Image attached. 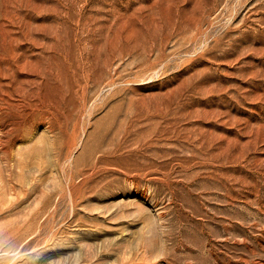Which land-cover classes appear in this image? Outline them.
<instances>
[{
  "label": "rangeland",
  "instance_id": "obj_1",
  "mask_svg": "<svg viewBox=\"0 0 264 264\" xmlns=\"http://www.w3.org/2000/svg\"><path fill=\"white\" fill-rule=\"evenodd\" d=\"M4 264H264V0H0Z\"/></svg>",
  "mask_w": 264,
  "mask_h": 264
},
{
  "label": "clouds",
  "instance_id": "obj_2",
  "mask_svg": "<svg viewBox=\"0 0 264 264\" xmlns=\"http://www.w3.org/2000/svg\"><path fill=\"white\" fill-rule=\"evenodd\" d=\"M7 254H0V264H4V260L2 259V256H6Z\"/></svg>",
  "mask_w": 264,
  "mask_h": 264
}]
</instances>
